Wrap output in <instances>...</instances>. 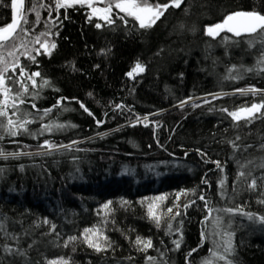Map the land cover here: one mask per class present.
Segmentation results:
<instances>
[{
  "label": "trees",
  "instance_id": "1",
  "mask_svg": "<svg viewBox=\"0 0 264 264\" xmlns=\"http://www.w3.org/2000/svg\"><path fill=\"white\" fill-rule=\"evenodd\" d=\"M25 1L27 34L0 48L24 101L0 117V264H264V108L228 115L264 104V37L207 34L264 15V0H182L150 28L116 8L109 24L87 5ZM10 7L0 0V28ZM8 118L27 131L10 135Z\"/></svg>",
  "mask_w": 264,
  "mask_h": 264
},
{
  "label": "snow or ice",
  "instance_id": "2",
  "mask_svg": "<svg viewBox=\"0 0 264 264\" xmlns=\"http://www.w3.org/2000/svg\"><path fill=\"white\" fill-rule=\"evenodd\" d=\"M24 3V0H12V7L13 9H16L19 11V8L22 7ZM182 3V0H171V3L169 4H150L148 0H110L109 3L104 8H95L93 7V0H56V8H70V7H75L76 5L84 6L87 5L89 8L92 9V13H100V18L105 20L107 23L112 24L114 21L110 18L112 14V9L116 8L119 10V12H122L125 14L126 17H132L136 21L139 22V27L140 28H150L152 27L156 20H158L164 13V11L167 10L168 7H180V4ZM125 16H120L119 18L121 20H125ZM20 19H23V23H27L26 16L21 17ZM20 19L15 20L12 24H9L6 27L0 28V48L5 47L6 43L10 40L14 41L16 39V31L19 28L21 32H24L27 34L26 30L22 27L20 24ZM37 19H39V14L37 13ZM126 22V21H125ZM95 27L100 28L101 24L97 23ZM221 31H227L229 33H233L235 36L239 37L242 34H248V35H253L259 32L261 37H264V15H261L258 12H236L234 14L228 15L225 20L222 23L216 24L214 27H209L207 29V34L210 36H216L219 34ZM46 35V34H45ZM227 39V37H225ZM37 42H40L39 37H37ZM251 43V41H250ZM21 47L24 45L21 44ZM15 48V45H13ZM42 47L45 48V50L48 52L50 55V49L48 48L47 41H45L42 44ZM51 49H54L56 45L53 43L51 44ZM9 56H15V51H9L8 52ZM26 55H28L26 53ZM29 59H34V57L28 55ZM264 63V61H261ZM0 94L3 95V101L0 102V117H7L8 113L6 112V108L8 107V101L9 99L13 100L12 107H16L14 101L19 99L20 103H24L23 99L20 98V94H17L15 96L10 97L11 93V88L6 85V74L9 71V66L2 54H0ZM17 64H13L11 67V70L15 72ZM144 71V67L140 64L137 63L135 67L132 69L131 72L128 73L130 77H132L134 74H139L140 72ZM21 73H24V69L21 67ZM24 75L27 76V79L32 81L33 86L36 85V81L34 77H39L40 73L35 72L32 74H27L24 73ZM20 83V87L23 89V91L26 93L28 91V87L26 84H24L22 81H17ZM44 85L48 84V81H43ZM242 92H256L259 90L256 89H243L240 90ZM187 103V101H183L181 103V106L183 104ZM83 107V105H81ZM194 107H198L199 105H193ZM32 107H35L33 105ZM264 108V104H253L250 108H244L240 109L239 111H233L229 112L228 115H230L234 120L239 121L240 119H250L253 114L256 111H259V109ZM51 111V110H48ZM87 111V109H85ZM224 111H227L224 109ZM91 115V113H89ZM147 118H145V121ZM30 121H24V123H20L16 125V123L11 119H7V124L9 126V134L15 136L17 134L16 131H12V127H19L23 128L25 131L27 129L25 128V124L29 123ZM46 128L48 126H45ZM48 147H54L53 145H48ZM0 155H3V153H0ZM15 155V154H14ZM6 158V157H5ZM219 166V165H218ZM243 175V173H241ZM251 187L255 188V182L253 181ZM158 200H163L164 197H158ZM200 199H204L202 196ZM105 207H108V205H105ZM167 211L170 213L172 211L171 208L167 209ZM225 211L232 212V209H226ZM179 214V213H177ZM149 215L155 219L157 225H159V217L155 214L153 211V206L149 205ZM249 219H252L251 214H247ZM260 223H264V217H259L258 218ZM86 232H93L92 229L86 230ZM73 240L75 239L74 237L72 238ZM106 239V238H105ZM89 246L95 248L97 251L102 250L101 246L99 244L93 243L91 240L88 241ZM137 245H144V248L142 250H146L147 248L152 247V241L147 240L144 241L140 238H137L135 241ZM176 248L179 249L180 247V241H174ZM228 247L225 249L226 251H231V239H230V234H229V240L227 241ZM66 246V245H65ZM216 253L213 252V256H215ZM149 260H152V257L148 258ZM220 259H223V257H220ZM206 264H212V261H207ZM228 264H231V261L228 262Z\"/></svg>",
  "mask_w": 264,
  "mask_h": 264
},
{
  "label": "water",
  "instance_id": "3",
  "mask_svg": "<svg viewBox=\"0 0 264 264\" xmlns=\"http://www.w3.org/2000/svg\"><path fill=\"white\" fill-rule=\"evenodd\" d=\"M25 3H26V1L24 0V3H23V5H22V7H20L19 8V11H17L16 9H13V7H12V0H11V7H10V12H11V19H10V24H12L15 20H17V19H20L21 17H23V10H24V7H25ZM21 20L22 19H20V24H21ZM225 20V19H224ZM223 20V21H224ZM8 26V25H7ZM215 26V25H214ZM213 26V27H214ZM19 29V28H18ZM18 29H17V31H18ZM16 31V32H17ZM221 32H224V31H221ZM227 32V31H226ZM220 33V32H219ZM227 33H229V32H227ZM229 34H231V35H233V36H235L233 33H229ZM245 35H248V34H242L241 36H245ZM241 36H239V37H241Z\"/></svg>",
  "mask_w": 264,
  "mask_h": 264
},
{
  "label": "rangeland",
  "instance_id": "4",
  "mask_svg": "<svg viewBox=\"0 0 264 264\" xmlns=\"http://www.w3.org/2000/svg\"><path fill=\"white\" fill-rule=\"evenodd\" d=\"M94 1H104V0H93V3H94ZM98 15H101L100 13H98ZM131 72V71H130ZM135 75V74H134ZM129 76V75H128ZM130 77V76H129ZM0 96H1V98L3 99V95L2 94H0Z\"/></svg>",
  "mask_w": 264,
  "mask_h": 264
}]
</instances>
